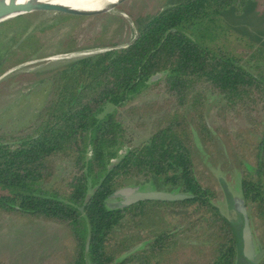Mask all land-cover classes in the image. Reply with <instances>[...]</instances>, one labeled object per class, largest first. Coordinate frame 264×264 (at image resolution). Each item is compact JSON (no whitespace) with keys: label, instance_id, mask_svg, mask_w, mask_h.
<instances>
[{"label":"trees","instance_id":"trees-1","mask_svg":"<svg viewBox=\"0 0 264 264\" xmlns=\"http://www.w3.org/2000/svg\"><path fill=\"white\" fill-rule=\"evenodd\" d=\"M256 2L163 0L154 13L130 16L136 38L127 46L50 70L31 120L0 132V214L67 232L45 261L252 264L242 253L240 217L220 212L218 185L194 156L186 113L207 150L214 146L205 120L208 97H220L226 111L255 131L254 141L233 131L232 150L249 223L264 227V125L256 117L264 106V28L245 21L248 13L264 21ZM143 90L154 96L130 102ZM129 129L146 136L130 144L136 132ZM128 178L187 197L106 206ZM255 264H264V254Z\"/></svg>","mask_w":264,"mask_h":264},{"label":"rangeland","instance_id":"rangeland-1","mask_svg":"<svg viewBox=\"0 0 264 264\" xmlns=\"http://www.w3.org/2000/svg\"><path fill=\"white\" fill-rule=\"evenodd\" d=\"M162 1L132 0L123 4L116 13L105 14L108 17L100 15L66 18V21L60 22L52 13L32 11L0 22V59H4L0 65V73L4 71V74L0 75V132L15 131L31 120L34 110L40 106L45 94L44 79L51 69L67 62L48 64L47 59L57 55L111 49L127 44L135 32L130 16L138 18L154 13L160 8ZM103 4L105 7L109 6L106 2ZM99 7L104 9L101 5ZM256 8L263 12L264 0H257ZM245 21L256 28H264V21L260 22V19L251 13L245 16ZM152 96L154 95L150 91L143 90L130 102ZM110 108L107 106L105 111ZM186 116L192 131L194 156L203 162L219 188L215 204L226 218L238 221L234 201L226 198L221 185L226 187L233 198L240 197L239 172L232 150L237 141L232 132H240L242 137L249 141L257 138L256 133L240 117L226 111L220 97H208L205 101V120L211 131L214 146L207 150L201 145L194 122L187 113ZM256 117L264 125V106L257 107ZM132 131L136 132V135L130 144H135L146 136L140 130L129 129V132ZM239 151L247 150L241 146ZM58 178L55 177L50 186H54ZM157 182L153 177L152 183L155 185ZM149 185L139 178L123 181V186H137L140 190L155 189ZM130 199L129 194L120 192L108 198L106 206L120 207ZM249 224L254 249L257 251L264 244V227L254 221ZM67 237V232L62 230L59 224L0 214V257H3V264H53L52 261H45V256Z\"/></svg>","mask_w":264,"mask_h":264},{"label":"water","instance_id":"water-1","mask_svg":"<svg viewBox=\"0 0 264 264\" xmlns=\"http://www.w3.org/2000/svg\"><path fill=\"white\" fill-rule=\"evenodd\" d=\"M53 1H56V0L38 1V2H35L31 6L29 5V3L18 4V3H15V0H9L6 2L5 5L0 4V17L5 16V15H12L13 17H15V16H18L24 13L32 12V11L49 12V13L54 14L55 17H66V18L96 17L100 15L116 13L123 4L131 2L132 0H114L113 3H111L107 8H104V9L101 8V9H97L93 11H87V10H82V9L71 7L70 4L68 5L67 3H63L61 2V0H58V2H53ZM166 7L167 6L161 7V10L165 9ZM135 38H136V33L134 32L131 41L120 47L127 46ZM118 47L119 46L113 47V48H118ZM108 49L106 48L99 49L98 51H93L92 53H89L88 55L106 51ZM88 55H85V56H88ZM159 76H160V73H156L150 77V80H153ZM120 192L127 193L130 195L131 199L128 203L136 202V201H143V200L176 201V200H181L187 197L186 194L179 193V192H171V191L156 190V189L140 190L138 189L137 186H123L118 190V193ZM88 197H89V194H86L84 198V202L87 201ZM233 201H234L235 210L237 211L240 217V221H241V235H242V242H243L242 253L250 263L255 264L263 256L264 248H258L257 251H255L251 229H250V224H249V219L247 216V211L243 203V200L239 197H235L233 198ZM79 209L81 210V208ZM88 241H89V236H87L85 240V244H84L85 251L87 250V247H88Z\"/></svg>","mask_w":264,"mask_h":264},{"label":"bare ground","instance_id":"bare-ground-1","mask_svg":"<svg viewBox=\"0 0 264 264\" xmlns=\"http://www.w3.org/2000/svg\"><path fill=\"white\" fill-rule=\"evenodd\" d=\"M7 1H9V0H0V4L5 5ZM38 1H50V0H15V3H18V4L29 3V5L32 6L35 2H38ZM113 1L114 0H61V2H63V3H67L68 5L70 4L71 7H74L77 9H82V10H87V11H90L88 9V5L98 4V5H101L103 8H107L104 6L103 2H106L107 3L106 5H110L111 3H113ZM53 2H58V0L53 1ZM11 17L13 18L12 15L2 16V17H0V22H2L3 20L5 21V19L8 20ZM92 52H93L92 50H89V51H85V52H79V53H73V54H67V55H57V56H54V57L47 59V62H48V64H53V63H57V62H66V61H70V60L88 55L89 53H92ZM22 66H20V67L22 68ZM20 67H18V68H20Z\"/></svg>","mask_w":264,"mask_h":264},{"label":"flooded vegetation","instance_id":"flooded-vegetation-1","mask_svg":"<svg viewBox=\"0 0 264 264\" xmlns=\"http://www.w3.org/2000/svg\"><path fill=\"white\" fill-rule=\"evenodd\" d=\"M3 60H2V58L0 59V65L3 63ZM3 74H4V71L0 73V75H3ZM138 189H139V187H138ZM149 189H152V188H149Z\"/></svg>","mask_w":264,"mask_h":264}]
</instances>
